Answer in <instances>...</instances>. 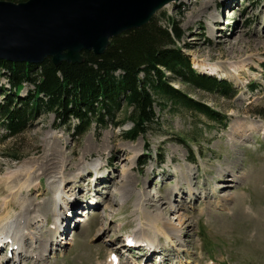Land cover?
<instances>
[{
  "label": "rangeland",
  "instance_id": "rangeland-1",
  "mask_svg": "<svg viewBox=\"0 0 264 264\" xmlns=\"http://www.w3.org/2000/svg\"><path fill=\"white\" fill-rule=\"evenodd\" d=\"M155 18L164 27L180 25V47L193 65L253 60L240 76L218 78L236 90L229 98L169 73L177 89L221 113L226 126L158 95L155 122L134 142L123 135L128 121L117 128L95 126L74 141L72 129L56 126L53 113L16 136L0 117V224L20 223L22 253L8 258L3 250L0 264H107L138 229L141 210L178 227L169 230L172 244L162 238V263L264 264V0H180ZM29 89L26 84L20 98ZM11 91L0 75V105ZM127 116L124 109L117 119ZM28 178L22 193L10 195L8 187L17 191ZM62 178L64 201L73 210L68 219L52 211ZM54 224L63 228L52 236ZM143 253L150 258L134 260L159 264L161 256Z\"/></svg>",
  "mask_w": 264,
  "mask_h": 264
},
{
  "label": "trees",
  "instance_id": "trees-1",
  "mask_svg": "<svg viewBox=\"0 0 264 264\" xmlns=\"http://www.w3.org/2000/svg\"><path fill=\"white\" fill-rule=\"evenodd\" d=\"M179 26L171 21L170 27H164L154 17L146 26L113 38L102 55L84 51L82 63L63 62L57 66L51 58L40 65L0 61V75L7 77L12 89L0 105V117L9 134L19 135L29 124L53 113L56 126L72 129L74 141L81 140L95 126L98 130L117 128L128 121L131 128L123 135L134 142L145 136L156 120L155 95L172 102L183 101L211 122L226 126L221 113L196 102L169 80L170 73L204 91H217L228 98L236 93L229 82L194 69L180 47L184 33ZM26 84L31 89L27 97L20 98ZM124 109L128 116L118 120V112Z\"/></svg>",
  "mask_w": 264,
  "mask_h": 264
},
{
  "label": "water",
  "instance_id": "water-1",
  "mask_svg": "<svg viewBox=\"0 0 264 264\" xmlns=\"http://www.w3.org/2000/svg\"><path fill=\"white\" fill-rule=\"evenodd\" d=\"M180 0L0 1V60L82 63L102 55L119 35L140 29L167 3Z\"/></svg>",
  "mask_w": 264,
  "mask_h": 264
},
{
  "label": "bare ground",
  "instance_id": "bare-ground-1",
  "mask_svg": "<svg viewBox=\"0 0 264 264\" xmlns=\"http://www.w3.org/2000/svg\"><path fill=\"white\" fill-rule=\"evenodd\" d=\"M170 3H172V2H170ZM170 3H167L165 6H167ZM165 6H163V8ZM163 8H161V9H163ZM246 60L247 61H243L240 63H234L230 66H228V63L225 61L221 65H219L217 63H212V62L199 61V62H196L194 66L199 72H202V73L212 72L214 75H219L220 78L223 79V77H225V76H226L225 78L233 77V76H240L244 70H249L250 66L253 65V63H252L253 60L250 59V57L247 58ZM237 82H238L239 86H242L244 84L243 81H237ZM94 169H96V168H94ZM100 170H101V168H100ZM96 174H97V179H98L99 178L98 172ZM29 178H30V176H29ZM29 178L27 179L25 184L18 187L19 190H17V191H15V189H16L15 187H13L12 189H10V187H8V189L10 191V195H13V194L15 195L16 193H22L24 188H27L26 186H28ZM63 181H64L63 178H62V181H58L57 182L58 189L54 190V192H55L54 197L56 198V201L53 202V204H52V211L54 212V215L62 217L64 219H68L70 217V215L72 214L73 210L69 206V204L66 203V201H64L65 198L63 197V191H62ZM191 192L192 191L190 190L189 193L192 196L193 193H191ZM17 198H18L17 195L15 196V198L13 197V199H15V200ZM9 204L10 203L6 202L5 206H8ZM140 208L142 209V207L140 205V201H138L136 203V212L137 213H138ZM62 209H64L63 215H61ZM169 213L170 212L167 211L166 214H169ZM139 216H141L142 218L140 220V224L138 225V229L132 235H130V237H133L136 240V244L138 245L137 247L140 248V250H138V251L147 252V253H149V251H151V255H153V253H154V256H155L156 254H158V252L161 251V248L163 247L162 246V238H165L167 240V242L172 244L173 238H171V236L169 235V230L178 231L177 226H175L171 222H163L162 217H160V216L149 217V215L146 212H144L143 210H141L139 212ZM48 220L49 219L47 218L45 220V223H48ZM79 221L84 222V221H86V219H80ZM63 223H65V222H63ZM54 225H56V224H54ZM19 227H21L20 223L15 225V221H11V220H9L3 224H0V236L4 237V239L12 240L13 241V247L14 246L20 247L21 244L17 240V235L19 234L18 233L19 231L17 232V228H19ZM62 228L63 227H61V226L56 227V229H55L56 234H54V235L52 234V236L58 235ZM52 233H54V232H52ZM49 235H51V233H49ZM32 238H34V237H32ZM144 244H146V245H144ZM163 253H164V251H163ZM131 259L129 260V262L132 261V263H134L133 262L134 260L133 259L131 260ZM40 260H43V259L41 258ZM20 262H21V258H20ZM108 264H113V263L110 261V262H108ZM120 264H121V262H120Z\"/></svg>",
  "mask_w": 264,
  "mask_h": 264
}]
</instances>
